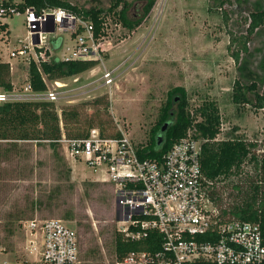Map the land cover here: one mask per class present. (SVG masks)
<instances>
[{
    "label": "rangeland",
    "instance_id": "1",
    "mask_svg": "<svg viewBox=\"0 0 264 264\" xmlns=\"http://www.w3.org/2000/svg\"><path fill=\"white\" fill-rule=\"evenodd\" d=\"M69 1L83 9L99 6L106 10L111 5V0ZM126 1L131 4L129 14L139 19L145 0ZM262 7L264 0H225L224 4L221 0H156L131 31L107 17L109 41L104 46L108 49L101 57L107 67L115 68L113 94H106L103 65L98 61L78 81L63 79L67 85L55 102L59 112L65 106L105 96L100 104L81 107L84 128L93 120L106 133L115 134L118 118L129 123L134 142L145 144L170 90L182 86L191 110L206 100L219 107L223 129L217 140L243 137L256 144V154H262L264 109L254 104L253 92L244 104L234 102L233 94L236 81L255 82L260 92L264 88V25L250 35L248 51H241L239 60L232 55L242 47L250 13ZM23 20V15L8 19L9 32L0 33V61L13 63L12 81L20 92L29 81V65L9 57V50L18 46V37L26 36ZM62 34L67 38L65 51L69 48L70 52L74 43L67 31ZM58 153L48 142L20 141L14 147L0 140V260L36 259L38 251H30L23 224L32 218H55L77 229L81 264H118L113 250L119 226L115 186L102 181L100 172L68 159L62 145ZM215 188L224 208L253 196L257 202L264 198L259 165L249 160L237 174L217 180ZM66 214L73 218L67 219Z\"/></svg>",
    "mask_w": 264,
    "mask_h": 264
},
{
    "label": "built area",
    "instance_id": "2",
    "mask_svg": "<svg viewBox=\"0 0 264 264\" xmlns=\"http://www.w3.org/2000/svg\"><path fill=\"white\" fill-rule=\"evenodd\" d=\"M22 15L26 36L17 38L18 46L9 50V57L27 65L35 62L39 69L42 62L56 57L63 61H101L103 86L107 87L106 94H113L115 68L107 67L101 57L109 41L105 23L104 33L96 37L93 22L69 9H39L28 5L27 0H0V23L7 24L1 32H9L8 19ZM65 31L74 43L70 52L69 48L65 51ZM58 38L62 43L54 49L53 42ZM8 62L13 69V63ZM43 78L47 83L44 91H35L29 81L22 92L0 88V104L56 102L67 83L52 80L51 87ZM72 78L78 81L79 75ZM115 124V134L95 127L84 137L63 134L59 142L68 159L100 172L102 181L115 186L120 233L133 241L141 240L150 230L161 233L160 250L132 251L118 264H264L260 223L231 216L210 196L217 180H209L203 173L202 146L208 139L196 127L175 142L162 159H142L129 123L115 118ZM23 230L30 251H38V257L6 258L0 264H81L80 235L74 226L62 219L32 218L23 224Z\"/></svg>",
    "mask_w": 264,
    "mask_h": 264
},
{
    "label": "trees",
    "instance_id": "3",
    "mask_svg": "<svg viewBox=\"0 0 264 264\" xmlns=\"http://www.w3.org/2000/svg\"><path fill=\"white\" fill-rule=\"evenodd\" d=\"M96 1V0H95ZM156 0H145L142 8V15L139 19L129 14L131 4L126 0H111L108 9L93 6L83 9L69 0H27L28 5H35L37 8L62 7L82 16L86 20L93 22L95 36H101L106 18L111 16L125 28L134 30L143 19L150 13ZM225 0H221L224 4ZM250 22L247 34L244 36L242 47L233 52L236 60L240 59L241 51H248L247 42L250 35L257 28L264 25V7L250 13ZM7 24L0 23V32L6 30ZM62 39L58 38L53 42L54 49H59ZM240 49V50H239ZM98 64L96 60H74L63 61L54 58L48 62H42L39 66L35 62L29 65V82L35 91L47 89V80H62L72 76L80 75L92 69ZM264 87V80H263ZM0 88L11 91L14 88L12 81L11 65L7 61H0ZM255 94V105L264 109V88L260 92L258 84L253 82L249 85L236 81L234 86V102L249 103L248 94ZM105 96L95 98L90 102L79 105H69L62 108L61 113L57 104L52 101H11L0 104V140L7 141L11 146L17 147L20 141L38 143L48 142L55 155L59 156L58 150L61 146L59 139L65 134L67 137L87 136L95 126L93 120H87V128H84L81 120V107L88 104H100V99ZM108 101V100H107ZM108 103V102H107ZM197 116L201 119L197 120ZM172 120L173 123L164 133V140L158 144L157 136L162 125ZM222 118L219 107L214 101L206 100L198 108H189L187 91L182 86H177L170 90L166 104L161 108L159 118L155 126L151 129L148 142L138 143L140 158H159L169 151L172 145L184 137L191 127H196L197 132L207 138L202 146L201 164L204 175L209 180H219L229 178L241 170L247 160L259 165L261 180L264 182V148L262 154L254 151L255 143L246 141L243 137L235 136L223 140L216 137L221 132ZM106 133L102 127H99ZM69 168L67 173L70 174ZM211 198L221 206V194L217 189L210 190ZM231 216L242 220L260 223L264 237V198L257 202L256 197H251L248 201L224 209ZM67 219H72L73 215L66 214ZM162 236L156 230H150L147 236L141 240L133 241L127 239L122 233L116 231L114 234V255L115 261L121 262L132 251H158L161 249ZM95 253V252H94ZM83 264V262H82Z\"/></svg>",
    "mask_w": 264,
    "mask_h": 264
},
{
    "label": "water",
    "instance_id": "4",
    "mask_svg": "<svg viewBox=\"0 0 264 264\" xmlns=\"http://www.w3.org/2000/svg\"><path fill=\"white\" fill-rule=\"evenodd\" d=\"M53 31V30H52ZM173 123L172 120H168L166 121L162 127H161V130L157 136V141H158V144L161 145L163 143V140H164V133L165 131L169 128V126Z\"/></svg>",
    "mask_w": 264,
    "mask_h": 264
},
{
    "label": "crops",
    "instance_id": "5",
    "mask_svg": "<svg viewBox=\"0 0 264 264\" xmlns=\"http://www.w3.org/2000/svg\"><path fill=\"white\" fill-rule=\"evenodd\" d=\"M8 61H11V60L7 59V62H8Z\"/></svg>",
    "mask_w": 264,
    "mask_h": 264
}]
</instances>
